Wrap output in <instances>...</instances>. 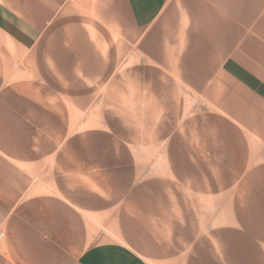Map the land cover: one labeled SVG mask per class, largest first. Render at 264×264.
I'll use <instances>...</instances> for the list:
<instances>
[{
    "label": "crops",
    "instance_id": "0c3cea01",
    "mask_svg": "<svg viewBox=\"0 0 264 264\" xmlns=\"http://www.w3.org/2000/svg\"><path fill=\"white\" fill-rule=\"evenodd\" d=\"M0 232V264H259L264 0H0Z\"/></svg>",
    "mask_w": 264,
    "mask_h": 264
},
{
    "label": "rangeland",
    "instance_id": "374dc122",
    "mask_svg": "<svg viewBox=\"0 0 264 264\" xmlns=\"http://www.w3.org/2000/svg\"><path fill=\"white\" fill-rule=\"evenodd\" d=\"M140 164H141V167L146 169L147 168V161L146 160H143V161H140ZM142 184V183H141ZM145 194V193H144ZM205 210V209H204ZM188 211H189V208H188ZM203 211V210H202ZM205 214V212L203 211V215ZM171 225L168 223L167 224V228L170 227ZM173 226V224H172ZM161 225H146V231H149V233H146V232H143V239L140 241L141 244L139 246V248L144 252V253H151L152 255H148L150 258H154L153 256H155L154 254H158L159 251H162L161 250V244H162V241L163 242H166L163 240V238L166 237V234L168 232L166 231H161ZM169 229V228H168ZM170 232V230H168ZM190 230V227H188V231ZM113 233H108L107 234V237L108 236H112ZM168 242V241H167ZM176 243H178V241H176ZM164 245V244H163ZM156 257V256H155ZM249 259L253 260V261H258L257 257H254V256H250L248 257ZM260 263L259 264H264V254L261 255V258H260ZM220 264H225V263H220Z\"/></svg>",
    "mask_w": 264,
    "mask_h": 264
},
{
    "label": "built area",
    "instance_id": "2783aa9c",
    "mask_svg": "<svg viewBox=\"0 0 264 264\" xmlns=\"http://www.w3.org/2000/svg\"><path fill=\"white\" fill-rule=\"evenodd\" d=\"M3 238V233L0 232V242H1V239Z\"/></svg>",
    "mask_w": 264,
    "mask_h": 264
}]
</instances>
